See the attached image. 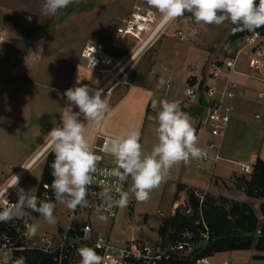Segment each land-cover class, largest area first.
<instances>
[{
    "label": "rangeland",
    "instance_id": "obj_1",
    "mask_svg": "<svg viewBox=\"0 0 264 264\" xmlns=\"http://www.w3.org/2000/svg\"><path fill=\"white\" fill-rule=\"evenodd\" d=\"M44 2L45 0H0V35L6 37V42L0 46V60L8 55L12 59L10 64L0 67V185L6 178L15 175L18 168L37 153L45 132L51 128L52 121L59 114L60 108H51L47 100L50 92L46 83L53 79L52 74L70 75L72 68L69 69V65L89 42L103 43L118 58L127 55L137 44L133 38L126 37L121 50L112 48L115 30L129 16L137 0H76L54 16L42 14ZM138 5L159 13L145 3L138 2ZM157 13L154 12L159 20L161 16ZM233 26L235 25L229 21L219 26L197 23L191 13H185L183 17L166 24L151 40L130 65L126 81L131 83L149 79L150 85H153L156 84L155 77H158L155 73L161 71L177 84V90L169 92L168 97L177 92L182 93L191 67H196L199 70L197 75H200V70L207 69L210 62L232 56L241 47L238 41L237 48H233L228 39ZM28 68H33V71ZM159 91L164 93L165 86L159 87ZM232 104L237 107L239 102L235 99ZM253 113L252 109L248 110L246 117L253 120ZM242 126L249 127L240 123L233 135L236 137L237 132L239 133V154L246 155L249 149L242 141ZM197 137V146L201 148L211 139L205 129H200ZM228 145V140H225L223 149L226 150ZM222 156L225 157L223 154ZM47 158L48 155L42 157L29 168L18 186L13 188L15 203L18 200V189L31 191L32 195H36ZM197 160L193 159L189 164V174L196 187L205 189L210 176L208 172H198ZM111 164L115 167L113 161ZM226 166L228 164L224 161L218 162L215 175L225 176ZM131 186L129 177L125 191L129 194V202L126 207L121 208L115 220H101L94 216L88 218L93 228L102 231L118 245L129 240L151 244L159 239L157 230L161 221L167 218L175 195L170 194L167 182L164 181L150 193L147 202H138ZM181 198L182 196L177 197L176 201L181 203ZM55 204V224L47 223L31 209L17 211L13 217L25 218L31 225H38V235L54 234L58 228L65 227L70 211L66 203L55 200ZM253 209L255 211L254 205ZM157 211L164 215L159 217ZM198 246L199 244L196 245ZM250 253L238 251L232 259L230 255L219 253L214 258H207L206 264H221L225 259L228 264H264L261 260H245Z\"/></svg>",
    "mask_w": 264,
    "mask_h": 264
},
{
    "label": "built area",
    "instance_id": "obj_2",
    "mask_svg": "<svg viewBox=\"0 0 264 264\" xmlns=\"http://www.w3.org/2000/svg\"><path fill=\"white\" fill-rule=\"evenodd\" d=\"M160 22L161 19L157 20L152 10L135 5L129 16L115 30L112 38V48L116 51L121 50L126 37L133 38L137 44L129 54L122 58L115 57L101 42H89L84 46L80 53L82 66L99 75L98 90L109 94L118 86L130 85L126 81L130 65L165 26L157 31ZM182 39L181 37L180 40ZM5 42L6 37L0 35V46ZM240 43L241 47L234 51L232 56L210 62L207 69L200 70V75H197L199 70L196 67H191L183 98L178 101L180 104L201 110L198 129L207 130L211 137L202 148L207 152V157L199 159L197 165L201 174H212L209 164L221 160V144L235 114L232 102L238 98V84L234 81V76L249 78L251 83L257 86L253 97L257 105L253 121L257 124L264 122V37L253 31L244 36ZM241 57L247 58L248 74L238 70ZM161 77L167 81L165 86L168 90H177L176 82L165 73L158 75L157 82ZM110 142L111 140L103 138L100 145L94 147L95 154L101 159L97 163V172L93 174L94 182L88 186L87 206L70 210L65 227L58 228L50 235L29 236L27 232L30 222L25 218H16L17 220L8 225V233L0 235V264H15L20 258H23V264H80L81 257L77 249L83 247L95 249L104 258L103 264H172L180 255L191 257L189 264L207 263L205 258L194 260L196 243L192 241L193 235L188 231H183L180 239L170 245L163 246L159 239L151 244L129 240L123 245H118L102 231L92 227L88 217L105 216L106 219L115 220L121 210L119 207L107 208L102 196L104 189L111 188L112 195L118 198L116 187L125 192L128 184V179L121 181L109 174L114 166L106 162L104 156L111 155L107 150ZM244 172L247 173L248 169ZM8 182L0 189V193L4 192ZM13 188L7 189L6 196L0 195V211L15 203ZM43 189V197L48 199L46 192L50 187L45 185ZM180 206L185 207L183 201L176 202L167 212V217L173 216ZM185 214L190 215L191 209L186 208ZM157 215L162 217L164 213L157 211ZM203 228L200 237L201 241L205 242L209 235L204 225Z\"/></svg>",
    "mask_w": 264,
    "mask_h": 264
},
{
    "label": "clouds",
    "instance_id": "obj_3",
    "mask_svg": "<svg viewBox=\"0 0 264 264\" xmlns=\"http://www.w3.org/2000/svg\"><path fill=\"white\" fill-rule=\"evenodd\" d=\"M74 2L76 0H45L42 14L54 16ZM147 4L159 12L163 24L191 13L197 23L219 26L229 21L236 25L233 33L264 27V0H258V3L257 0H147ZM166 83L161 77L157 87H163ZM64 96L68 106L61 114V122L46 135L48 146L55 155L51 163L50 186L56 201L66 203L70 210H75L78 206H87L88 186L94 182L93 174L97 172V163L101 159L89 145L85 123L80 118L83 116L85 121L99 128L107 123L112 109L107 96L102 98V90L91 89L88 85L69 88ZM73 107L78 111H73ZM160 107L161 110L153 117L158 125L155 128L158 142L150 153L144 154L138 130L116 137L107 147L115 165L109 174L121 181L130 177L131 191L138 202H147L150 193L167 179L174 166L180 163L188 165L193 159L207 157V152L197 146L195 129L188 114L181 110L180 103L165 99L160 102ZM18 184L19 177L12 175L10 184L0 195L6 196L7 189ZM116 192L118 198L112 195L111 188H105L102 193L109 209L124 208L129 202L128 192L121 191L119 187H116ZM55 207V203L39 200L31 191L18 189L17 202L0 211V220L11 219L17 211L31 209L47 223L55 224ZM100 219L106 217L100 216ZM37 230L38 225H30L27 235L34 236ZM77 252L81 257L80 264H103L104 258L91 247L79 248ZM15 264H23V258L15 261Z\"/></svg>",
    "mask_w": 264,
    "mask_h": 264
},
{
    "label": "crops",
    "instance_id": "obj_4",
    "mask_svg": "<svg viewBox=\"0 0 264 264\" xmlns=\"http://www.w3.org/2000/svg\"><path fill=\"white\" fill-rule=\"evenodd\" d=\"M138 2L148 5L147 0H137V4L135 5H138ZM153 12L157 13L156 11ZM155 44L156 42L153 43V45ZM78 55L79 56L77 58L75 57V59L72 60L73 63L69 65V69L72 68L70 75H68V73H55L52 74L53 79L46 83L47 90L50 92L47 97L48 103L51 104V108H60L58 111L59 114H57L54 118V122L52 121L51 128L47 132H45L44 139L41 142L39 150L36 154L29 158L28 162H38L42 157L49 155V153L54 154V152H52L51 148H49L48 146V139L46 135L54 126L58 125L61 122V114L68 106V102L66 97L64 96V92L69 88L81 85H88L91 89L98 88L99 75L94 71L85 69L82 66L80 53ZM246 62L247 58L241 57L238 65V70L240 72H243L244 74L249 73L248 68L246 67ZM25 66L28 67V65ZM62 67L63 65L61 66V68ZM28 70L33 71V68H28ZM161 74H163V72L158 71L155 73V76ZM188 76L185 78V83ZM77 81H79V84L77 83ZM234 81L238 84L236 93L238 94L237 100L239 104L237 107H235L234 117L231 120L224 140L221 144L220 161H224L228 164V166L224 167L227 174L225 176H216L214 173L215 166L220 161L216 163H210L209 168L212 174H209V184L205 187V189H200L196 187V183H193L194 181H192L191 179V176L189 174V164L185 165L183 163H180L174 166L170 170V174L165 180L168 185L167 187H169L170 194L175 195V200L172 203L170 210L173 208L176 202H178L176 201L177 197L182 196L181 201H183V199L187 197V191L192 190L196 194H198L199 192H202L203 194L210 193L215 197L222 196L235 201L253 204L255 208V214L260 223L262 221V217L258 211V205L260 201L250 199L246 197L242 191L237 190L236 178L242 175L248 177L251 174L252 168L257 159H260L264 162V122L261 124H257L253 120H250L246 117L248 110L252 109L253 112L257 110V105L253 101L254 91L256 90L257 86L252 84L251 80L246 77L234 76ZM155 83L156 84L150 85L151 83L149 79H146L140 82H131L129 83V86H118L109 94L103 92L102 98L104 96H107L110 107L112 109V114L108 117L107 123L99 128H97L95 124L85 121L83 119V116H81V121L85 123L86 139L88 140L89 145L91 146L93 151L94 147L100 145L103 138L113 140L120 135L127 134L133 130H138L140 132V143L142 145L144 154L146 155L151 152L153 145L158 142L155 132V128L158 125L153 117H155L161 110L160 102L167 98H169L170 101H179L183 96L182 91V93L177 92L171 97H168L171 90H168L164 85L165 91L164 93H161L159 91V87H157V77H155ZM239 95H241V97H239ZM180 108L190 117L191 125L195 129L196 135L198 136L200 130L198 129V120L202 113L201 110L198 108L190 107L186 104H180ZM73 111H78V109L73 107ZM240 123L249 125V127L242 126L243 132L241 135L243 136L242 141L244 140L246 146H248L249 149L246 155H243V153L239 154V133L237 132L236 137L235 135H233L234 131L238 130L239 127L237 126ZM225 140H228L229 144L226 150L223 149ZM229 151H231V153H229ZM236 153L237 155H235ZM222 154L225 157H223ZM104 159L106 162H109L111 164L114 158L112 155H106L104 156ZM27 163L21 165L18 170L22 166H25ZM198 163L199 159L197 160L196 169ZM245 169H248L247 173L244 172ZM10 179L11 178H6L5 181L1 183L0 189ZM198 244V247L202 245V243ZM252 249H254V246L250 250H243L244 252H251L250 255L246 256L245 260L253 259L256 261H264V252H259L255 249L253 251ZM236 252L238 251L221 253L230 255L232 259L233 255ZM216 254L207 258H214ZM221 264H228V260L225 259Z\"/></svg>",
    "mask_w": 264,
    "mask_h": 264
},
{
    "label": "trees",
    "instance_id": "obj_5",
    "mask_svg": "<svg viewBox=\"0 0 264 264\" xmlns=\"http://www.w3.org/2000/svg\"><path fill=\"white\" fill-rule=\"evenodd\" d=\"M228 35L233 48H237V42L253 31H238L233 33L232 29ZM264 37V27L257 28ZM191 85L194 82H189ZM55 155L49 153L46 164L43 168L40 186L35 196L39 200L55 203V195L51 189V163ZM47 185L48 199L43 197ZM236 189L253 200H259L258 211L262 217L259 220L253 209V205L246 202L235 201L226 197H215L210 193L196 194L192 190L187 191L185 207H178L173 216L164 218L161 221L157 232L163 246L174 244L180 239L183 231L192 233V241L196 244L194 260L211 257L216 253L250 250L253 246L256 251L264 252V162L257 159L251 174L236 178ZM190 208L191 214L186 215L185 209ZM38 216L39 213L35 212ZM16 218L0 220V235L8 233V225ZM203 225L207 228L209 239L201 241L200 234L203 232ZM191 257L180 255L178 260L172 264H189Z\"/></svg>",
    "mask_w": 264,
    "mask_h": 264
},
{
    "label": "bare ground",
    "instance_id": "obj_6",
    "mask_svg": "<svg viewBox=\"0 0 264 264\" xmlns=\"http://www.w3.org/2000/svg\"><path fill=\"white\" fill-rule=\"evenodd\" d=\"M164 25L162 22H160V26L158 27L157 31H159ZM136 56V54H135ZM135 56L133 58H135ZM134 60V59H133ZM43 152V151H42ZM40 154V153H39ZM36 162H28L25 166H23L20 170H18L15 175L19 177V181L24 177V175L27 173V169L31 168ZM27 168V169H25ZM11 180L8 182L10 184ZM7 184V186H8Z\"/></svg>",
    "mask_w": 264,
    "mask_h": 264
},
{
    "label": "water",
    "instance_id": "obj_7",
    "mask_svg": "<svg viewBox=\"0 0 264 264\" xmlns=\"http://www.w3.org/2000/svg\"><path fill=\"white\" fill-rule=\"evenodd\" d=\"M11 57L8 55V56H5L2 60H0V67L1 66H4V65H7V64H10L11 63Z\"/></svg>",
    "mask_w": 264,
    "mask_h": 264
}]
</instances>
